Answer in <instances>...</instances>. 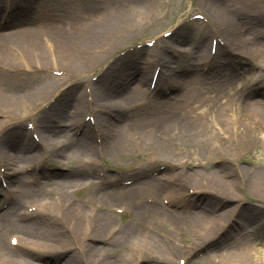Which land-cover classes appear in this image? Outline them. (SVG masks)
Instances as JSON below:
<instances>
[{"label": "bare ground", "instance_id": "6f19581e", "mask_svg": "<svg viewBox=\"0 0 264 264\" xmlns=\"http://www.w3.org/2000/svg\"><path fill=\"white\" fill-rule=\"evenodd\" d=\"M85 1L88 0L75 1L79 6L73 14L69 11L72 15L69 27L53 23L45 35L26 26L25 14L14 13L13 9L5 13L3 23L0 19V68L6 72L0 75L13 74L10 71L16 70L18 64L28 69L38 66L49 74H56L59 65L67 71L63 74L88 73L94 66L91 61L95 57L99 58L97 63L100 61L102 53L112 47L114 37L143 24L146 17L156 16L160 6L158 0L150 6L128 2L99 15L90 13ZM228 1L203 3L217 20L213 26L225 42H219L224 59H220L221 54L211 56L208 41L202 36L197 39V50L184 53L187 57L179 52L184 58L178 66L162 60L158 54L143 57L150 69H142L130 58L119 61L101 77V83L88 90L96 108L93 122L83 118L86 115L82 103L87 107V103L91 104L86 96L77 103L79 107L73 114L65 117V107L70 102L64 100L61 106L52 99L58 85L56 78L40 87H0V116L9 121L13 116L16 121H24L29 110L49 103V112L41 116L46 125L41 126L40 135L55 161L51 167L43 166L48 156L35 153L21 136L9 133L1 140L0 163L11 169V187L21 184L23 189L15 194L16 189L12 188L4 202L9 203L5 209L3 203L0 209V264H141L135 260L138 252L149 261L145 264H173L174 249L180 245L171 243L172 238H158L152 222L161 217L178 219L175 210L155 204V184L149 172L156 165L175 174L180 190L189 189L193 196L198 194L191 204L200 208L196 214L201 217L203 235L191 245L201 244L200 249L217 237L221 245L228 236L219 233L230 227L231 222L241 224V229L233 234V241L225 243L222 252L211 255V264H264V253L257 249V245H262L264 250V210L244 206L238 193L242 185L264 193V149L257 151L256 158L249 156L256 144L264 141V19L250 17L246 10L233 11ZM31 2L37 3L38 12H49L54 22L59 7L56 0ZM257 2V9L264 12V0L234 3L248 6ZM25 3L21 0L13 7ZM59 9L65 8L60 5ZM181 31L178 29L167 41L172 50L189 41ZM246 32L253 33V37ZM47 36L46 45L55 51L53 58L43 45V37ZM9 48L18 53H11ZM193 57L197 64L191 63ZM235 58H239L238 64L234 63ZM188 63L193 69L190 75ZM156 64L161 67V78L170 87L154 92L141 83L149 82ZM249 67L263 73L254 80L239 83L238 74ZM143 94L154 97L150 99L151 106L137 110L136 117L128 119L124 109L136 106ZM7 123L1 121L0 129ZM78 123L82 127L77 130ZM127 145L144 152L143 164L132 168L139 180L131 186H116L119 180L111 179L97 158ZM165 151H172L177 158L162 155ZM29 171L31 176H26L24 173ZM77 186L89 190L75 199L70 193ZM167 198L174 200V194L169 193ZM129 201L139 219L120 221L115 207ZM56 204L66 207L64 219L68 228L64 230L55 229L52 221L45 218L54 214ZM86 204L91 205V211ZM26 208L29 212L23 210ZM250 221L252 229L248 231L244 228ZM9 227L23 233L15 246L3 241ZM121 249L136 253L133 260L124 256ZM62 250L64 256L59 253Z\"/></svg>", "mask_w": 264, "mask_h": 264}, {"label": "rangeland", "instance_id": "374dc122", "mask_svg": "<svg viewBox=\"0 0 264 264\" xmlns=\"http://www.w3.org/2000/svg\"><path fill=\"white\" fill-rule=\"evenodd\" d=\"M57 1L58 0H56V4H59ZM70 1H72V0H70ZM136 1L137 0H132L131 2L133 4H136ZM162 1H163V3L160 6L158 5V10L156 11V16H154L153 18L146 17L143 20V22H144L143 24H140V25L137 24L132 29H129V30L125 31L123 34H121L120 36H117V38L114 37V39L110 42V45L112 47H110V49L107 50L108 52L102 53V55H104V56H101L100 64H98V66L93 68L87 75L81 76L80 78L81 79H84L87 77L93 78V77L99 76L100 74L102 75V74L109 73L111 70H113L111 68H115V64L119 60H121V57L122 58L124 57L123 54L129 52L125 55V57L128 55L134 54V53L131 54V52L133 51V49L136 46L141 44L137 48L142 49V47L147 44L146 42L148 40H151V39L155 38L156 36H159L160 34H162V32H166L170 28L176 29L177 26H179V23L183 24V26H182L183 30L181 32H184L187 35V37L189 38V41H186L183 46H185L187 49H191L192 47L195 46L194 40H196L195 38L198 37V34H197V31L195 32V28L193 29V25H189L190 23H189L188 19H191V15L197 11L207 13L208 18L211 22H213V23L217 22V20L215 19V15L212 14V12L209 11L205 5H203L204 1H207V0H162ZM59 2H61V0H59ZM234 2H235V0L228 1V4L231 6V10H233V11L238 10V9L240 11L246 10L249 14H251V13L259 12V10H260V9H257L258 8V2L253 3L254 5L248 4V6L246 4L245 5L235 4ZM139 4H142L145 6H150L149 0H140ZM36 5H37V3H36ZM67 6L69 7V10H71L72 7L73 8L76 7V4L68 3ZM56 9H58V8H56ZM58 12L59 11L56 10V14ZM63 14L64 13H62L61 15H63ZM252 28L253 27H251L250 29H252ZM213 34L214 33L212 31L211 35H213ZM245 34H247V35H249V37H251L253 33L251 34V32H246ZM209 40H212L211 36H210ZM130 48H133V49L131 51H126ZM132 56H134V55H132ZM98 60H99V58L95 57L91 62L94 64V62H96ZM64 66L70 67L68 65H64ZM36 76L37 75H34V74L28 75V77L30 79H35L36 82L38 83V82H40L41 78L36 77ZM247 78H250V74L247 71H243L241 74V77H240V81L246 80ZM73 90H75V88H73ZM73 90H71V91H73ZM73 93H74L73 97H72L71 93H70L69 98L66 97V95H64V96L62 95L60 97L64 98L68 102H75L76 101L75 100L76 99V95H75L76 92L73 91ZM141 98H143V97H140L138 99H141ZM70 108H71V105H70V103H68V105L65 107L66 115H67L68 109H70ZM66 115H65V117H66ZM28 125L31 127L34 126V124L32 122L28 123ZM41 125H43V123ZM19 133L20 132L16 131L14 133L12 131L11 135L15 136V135H18ZM21 136H22L21 138H25V137H23L22 134H21ZM127 148L122 147V149L119 151H118V149H116L114 152H111V153L106 152L107 156L110 157L109 159H107L108 162L112 165H117V164L126 165V164H128L129 160L135 159V154H136L135 151H132L131 147H127ZM261 149H264V141H263V144H261V143L256 144V146L254 147V151L251 152L250 153L251 155L249 154V156L251 158L258 157L257 151H260ZM168 154L173 156V152L170 153L168 151H165V153H163L162 155H168ZM135 161L139 162V159H137ZM159 185H161L160 182H159ZM238 193H239L240 197L248 204L260 205V204L264 203L263 199L260 198V197H262V198L264 197V193L256 191L255 189L247 187L246 185L241 186L238 189ZM86 194L87 193L85 191V192H82L81 194H79V196L80 195L83 196ZM136 202L138 204L141 203L140 200H136ZM130 206L134 208V205L132 202L130 203ZM87 207L88 206H86V208ZM135 217L136 218L138 217V219H139V216H137L136 211H134V214L132 217L131 216H123V217H121V220L122 221H124V220L133 221L135 219ZM192 221H193V223H189L188 221L186 223H187L188 228H189V234H194L193 235V239H194L197 236V235L195 236V234L197 231V225L198 224H197L196 220H192ZM169 223L171 224L172 227H177L180 225L181 221H174V225H172L173 222H171V221ZM53 224L56 225V222H54ZM154 224H155V227L157 230H161L162 232L168 231L167 228L164 226L163 221H161L159 218L156 219ZM8 229H9V231H6L4 233L5 235H3L4 240H6V237H7L9 232L13 231L14 229L16 230V227H13V228L9 227ZM249 229H250V227H249ZM257 249H260V252L264 253V250L262 247H259ZM221 251L222 250H220L218 252H221ZM122 253H123V255H126L125 250H123ZM140 256H141V254L138 252L136 257H135L136 258L135 260L141 264H143V263L145 264L146 262H149V261H144V259H142ZM205 258L206 257L202 256V258H200L199 261L201 262V260H202L204 263H207L208 258H206V259ZM193 260L194 259H192V261Z\"/></svg>", "mask_w": 264, "mask_h": 264}]
</instances>
